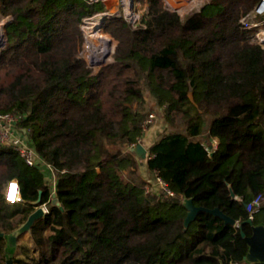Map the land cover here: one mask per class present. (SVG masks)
Wrapping results in <instances>:
<instances>
[{
	"label": "trees",
	"instance_id": "1",
	"mask_svg": "<svg viewBox=\"0 0 264 264\" xmlns=\"http://www.w3.org/2000/svg\"><path fill=\"white\" fill-rule=\"evenodd\" d=\"M134 2L141 20L106 21L115 60L93 74L77 56L81 26L104 4L0 0V21L10 18L0 113L19 117L27 144L55 173L0 145V226L47 204L31 228L50 251L40 264H259L248 260L242 232H253L247 204L259 194L253 224L264 225V47L242 19L261 0H207L185 18L166 0ZM146 90L171 127L148 148L146 169L174 195L141 176L129 148L145 133ZM14 179L23 201L11 204ZM187 198L236 223L202 211L186 227Z\"/></svg>",
	"mask_w": 264,
	"mask_h": 264
},
{
	"label": "rangeland",
	"instance_id": "2",
	"mask_svg": "<svg viewBox=\"0 0 264 264\" xmlns=\"http://www.w3.org/2000/svg\"><path fill=\"white\" fill-rule=\"evenodd\" d=\"M166 4L173 11L178 8L180 11L176 12L183 18L187 17L190 12H195V9L199 10L201 8V0H180V2L175 0H167ZM137 12L135 17L131 19L132 22L141 20V14L144 12L143 6L139 5ZM137 14H139L140 17H138ZM9 20L10 18L6 17L2 18V20L0 21L1 37L4 33L6 38L5 24ZM102 23L103 22H100L99 25L93 29V32L96 31L95 33L98 34V36L94 38H89V36L87 35V33L90 34V30L88 28H85L84 31L81 28L83 36L85 37V41L83 45L78 49L77 56H79V58L82 59L86 63V65L92 69L93 74L98 73L102 67L107 66V64L112 63L115 60L114 54L118 46V41L116 40L115 36H113L111 32L107 30L105 24L103 25ZM261 23L262 24H259V26L256 27L258 28V30L252 35L251 42L258 44L261 43L264 47V22L262 21ZM89 26L93 25L87 24L85 27ZM7 43L8 42L6 38L5 42L2 43V47H0V50L8 46ZM145 92L147 96V103L143 111L148 113L149 116L147 117V119L151 114L155 115L154 120L149 123L144 130V136L139 142L147 149V145L151 142L149 135L153 134V136L156 137V134H159V132L157 131L166 132L167 130H170L171 127L165 120L164 109L157 104L155 98L148 90H146ZM207 125L208 122L206 126ZM200 139L204 142L208 141L207 129L203 136L200 137ZM134 147L132 145V147L129 148L134 150ZM136 156L138 158L141 176L146 180L148 179V181L149 179H151V181L149 182L151 183L153 181L151 183V186L155 190L163 191V188L156 180V177H154L153 179L148 169H146V160L148 156L147 158H143L142 155H139L137 152ZM152 187H150L151 191L153 190ZM28 217L29 216H27L23 211L20 210V212H17L12 219L8 220L7 222H5V224L0 226V235L2 237V239L0 240V264H8V261L9 264H40L39 262H41L43 253H46L47 255L50 254L49 248H47L46 246H39L36 243L37 236L33 234L31 229L27 231L24 230V224L28 220ZM35 224L36 226H38L41 224V221L38 220L35 222ZM43 235V237H45L47 235V232L43 233ZM13 236H16V238L13 239Z\"/></svg>",
	"mask_w": 264,
	"mask_h": 264
},
{
	"label": "built area",
	"instance_id": "3",
	"mask_svg": "<svg viewBox=\"0 0 264 264\" xmlns=\"http://www.w3.org/2000/svg\"><path fill=\"white\" fill-rule=\"evenodd\" d=\"M87 1L92 4H96V3L104 4L105 11L96 13L92 16H87L84 19L83 24L81 26L83 31L85 28H87L85 27L87 24H92L93 26H89L90 33H92L91 31L96 26H98L100 22H103L102 24L104 25L106 21L112 17L124 18L133 24L138 22V20L135 22L131 21V19L135 17L137 12V9L135 8V2L133 3L134 0H87ZM175 11L179 12L180 10L177 8ZM197 11L198 10L195 9V12ZM137 16L140 17L139 14H137ZM259 17H264V0H261L259 5L255 8V10L251 14H248L242 19V23L246 28L258 27L259 24H262L261 23L262 21L264 22V19L262 21L260 20L254 21V19H257ZM154 118L155 115L151 114L144 124V130L146 129L147 125L154 120ZM18 124H19L18 116L14 115L13 113L12 114L0 113V145L4 147L14 148L18 153H20L21 157L28 166L33 167L35 165L42 164L41 169L43 170V172H49L55 178V173L51 168V166L44 161L40 162V158L36 153V151L34 150V148L27 144L26 137L25 135L20 133V128ZM135 145L136 144H133V147ZM217 145H218V141L214 139L212 141V145L206 146V149H208L209 152L212 153L217 149L216 148ZM156 179L163 188V191H165L167 194L174 195V192L167 187V184L164 183L161 180V178L156 177ZM5 192H6V200L9 203L14 204L23 201L22 193L20 191V185L16 179L9 182ZM262 199L263 196L259 194L255 196L247 204V209L250 213V219L253 220L254 213L257 212L261 207ZM39 207H41L44 210L45 214H48L50 211L49 206L47 204H43Z\"/></svg>",
	"mask_w": 264,
	"mask_h": 264
},
{
	"label": "water",
	"instance_id": "4",
	"mask_svg": "<svg viewBox=\"0 0 264 264\" xmlns=\"http://www.w3.org/2000/svg\"><path fill=\"white\" fill-rule=\"evenodd\" d=\"M134 3V1H133ZM134 150L140 155H142L143 158H147L148 156V150L141 144L138 143ZM54 200L53 204H60L59 198L56 197V194H54ZM232 197H236L235 193L232 191ZM185 207L188 208L187 217L185 219V226L188 227L189 223L195 219L197 214L199 212H209L215 216H219L222 218L226 223L235 224L236 221L230 217L229 215L225 214L220 208H214L210 209L207 207L202 206H195L193 204V200L191 198H187L184 201ZM46 216L44 210L41 207H37L35 211L28 217V220L24 224V230H30L36 221L43 219ZM248 222L253 225V232L251 235H247L244 232H242V235L244 237V240L249 244L250 249L247 254V258L251 262L264 264V225H255L253 224V220L249 219ZM13 239L16 238V236L12 237ZM9 264V261H8Z\"/></svg>",
	"mask_w": 264,
	"mask_h": 264
},
{
	"label": "crops",
	"instance_id": "5",
	"mask_svg": "<svg viewBox=\"0 0 264 264\" xmlns=\"http://www.w3.org/2000/svg\"><path fill=\"white\" fill-rule=\"evenodd\" d=\"M175 1H179L180 2V0H175ZM186 1H189V0H186ZM207 2V0H201V4H200V6L203 4V3H206ZM153 132V131H152ZM156 132V131H155ZM157 132H159V134H156V137L155 136H153V134L152 135H149V137H150V139H151V142L147 145V149L146 150H148V148L151 146V145H153L156 141H157V139L159 138V136H160V134L161 133H164L163 131H157ZM155 137V138H154ZM213 141V140H212ZM151 176L153 177V179H154V177H156L155 175H153V174H151ZM146 180V179H145ZM157 180V179H156ZM147 181H148V179H147ZM149 181H151V179H149ZM153 182V181H152ZM151 182V183H152Z\"/></svg>",
	"mask_w": 264,
	"mask_h": 264
},
{
	"label": "bare ground",
	"instance_id": "6",
	"mask_svg": "<svg viewBox=\"0 0 264 264\" xmlns=\"http://www.w3.org/2000/svg\"><path fill=\"white\" fill-rule=\"evenodd\" d=\"M87 28L89 29L90 27H87ZM87 28H86V29H87ZM91 32H92V33H90V34H87V35L89 36V38H90V37L94 38V37H97V36H98V34H97V33H95L96 31H95V32H93V30H92ZM0 37H1V36H0Z\"/></svg>",
	"mask_w": 264,
	"mask_h": 264
}]
</instances>
